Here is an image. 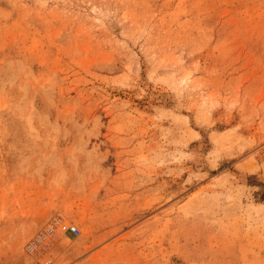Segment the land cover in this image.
I'll return each mask as SVG.
<instances>
[{"label":"rangeland","instance_id":"obj_1","mask_svg":"<svg viewBox=\"0 0 264 264\" xmlns=\"http://www.w3.org/2000/svg\"><path fill=\"white\" fill-rule=\"evenodd\" d=\"M0 264H264V0H0Z\"/></svg>","mask_w":264,"mask_h":264},{"label":"built area","instance_id":"obj_2","mask_svg":"<svg viewBox=\"0 0 264 264\" xmlns=\"http://www.w3.org/2000/svg\"><path fill=\"white\" fill-rule=\"evenodd\" d=\"M63 230L70 233H75L77 231V228L75 226H69V227L63 226Z\"/></svg>","mask_w":264,"mask_h":264}]
</instances>
